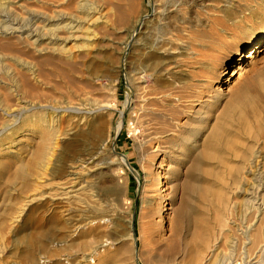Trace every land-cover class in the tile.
Masks as SVG:
<instances>
[{
  "label": "bare ground",
  "instance_id": "bare-ground-1",
  "mask_svg": "<svg viewBox=\"0 0 264 264\" xmlns=\"http://www.w3.org/2000/svg\"><path fill=\"white\" fill-rule=\"evenodd\" d=\"M51 1L56 3L58 10L52 9L50 13L37 14H18L13 0H3L0 4V38L8 40H0V137L12 127L25 134H40V145L30 159L20 165L16 178L29 180L30 188H36L40 170L46 166L43 160H49L56 142L64 135L66 142L62 144L61 150L67 154L72 146L75 150L72 151L70 159L66 157L64 171L61 172L57 184L46 194L51 204V212L56 209L74 212L73 205L80 209L77 208L75 212L76 223L72 228L65 227L62 237L64 244L74 241V237H80V242L77 243L80 244L78 264H175L179 255H173L178 253L179 248L174 240L188 223L184 216L187 213L183 200L179 198L180 201L176 205L173 199L179 190L185 192L193 188L190 177L198 159L197 155H193V150L199 135L198 129L193 128L194 112L198 110L194 109L192 101L197 100L199 94H193L186 86L181 79L178 69L180 66L176 59L168 56L169 49L166 47L170 40L156 38L149 43L148 35L152 34L151 31L142 33L147 37L141 38V49L148 53L155 72L147 74L148 64L144 63L139 64L138 71H130L132 83L128 82L125 111L122 112L115 130V135H118L126 112L128 130L137 143L136 149L143 172L144 196L141 200L137 229L134 218L130 215V208L123 210L118 205L113 214L104 216L105 208L102 210V204L98 201L115 202L116 198H125L129 184L125 168H132L127 156L116 154L114 146L107 151L108 160L101 157L102 147L111 137L110 132L106 133L107 126L103 115L110 110V106L94 96V92L101 89L100 84L97 85V77L83 80L78 60L85 54L76 56L73 50L87 49L90 45L88 42L94 39L78 36L84 31V25L92 27L90 15H98L94 25H99L104 31L108 25L125 26L130 23V28H133L147 12V8L138 9L136 0H93L85 1L78 9L79 14H66L60 7L69 0ZM157 1L153 0L154 3ZM257 6L259 14L264 15V0L257 3ZM105 9L107 11L103 13ZM159 9L155 12L159 15V20L163 21L160 25H167L165 16L169 12L168 7L161 6ZM248 10L256 17L255 8L248 7ZM224 16L226 19L232 18L228 10ZM260 40L262 41L261 38ZM260 40L253 46L249 55L240 54V59L253 55L261 43ZM70 43L72 46H68ZM157 53L159 57L156 56ZM26 55L29 56V62L22 60ZM226 75L230 73L225 70L223 76ZM56 79H59V82ZM153 81L156 84L154 87ZM232 94L235 95V92ZM216 95L220 97L221 93L217 92ZM218 97L215 98L216 101ZM234 110L243 113L242 107ZM205 115V112H200L197 115L198 120H203ZM15 116L18 117L16 121L12 120L9 124L7 119ZM109 116L111 117L107 123H111L112 115ZM24 118L28 121L25 122ZM218 130L219 126L212 129L213 139L220 137ZM209 154L218 156L216 150L210 151ZM259 157L260 155L248 160L246 164L252 184L242 191L248 196L243 202L246 210L244 216L236 223H229L228 220L226 222L221 215L216 216L218 225L225 228V241L231 239L221 252L220 264H264V202L260 197L264 180L259 170H252L256 164H260ZM95 160L98 161L95 166H100L95 169L98 171L89 179L80 181L82 173L94 169L89 166ZM43 163L44 165L40 166ZM182 169L185 170L182 181L166 189L169 180L167 178L174 179ZM161 172L162 177L159 176ZM167 190L169 192L161 196V193ZM205 196L202 201L205 199L208 207V203H211L208 202L209 191ZM160 210L166 214L163 218L166 221H161L163 229L169 231L166 244L165 238L158 241L153 239V219ZM104 222H110L111 229L100 237L99 242L95 241L94 234L101 231L100 225ZM119 223H123L125 227L124 235H119L122 230ZM6 228L5 221L0 220V232L4 233ZM203 238L202 234V243L198 246H182L181 252L187 253L189 259L178 264L205 263L203 255L209 246ZM30 243L35 246L39 240L32 239ZM90 245L92 247L88 249ZM116 245H121L126 250L109 252V247ZM89 256L91 260L88 262ZM63 261L69 264V259Z\"/></svg>",
  "mask_w": 264,
  "mask_h": 264
},
{
  "label": "rangeland",
  "instance_id": "rangeland-1",
  "mask_svg": "<svg viewBox=\"0 0 264 264\" xmlns=\"http://www.w3.org/2000/svg\"><path fill=\"white\" fill-rule=\"evenodd\" d=\"M2 1L0 0V4ZM13 1L16 3L15 11L18 14L50 13L52 9H59L51 0ZM85 1L93 0H69L60 8L66 14H79L78 9ZM261 1L158 0L154 3L153 0H136L138 9L146 7L147 12L133 28H130V23L125 26L108 25L104 31L99 25H94L98 15L93 14L90 15L92 27L86 24L81 35L77 34L79 38H94L88 42L90 45L87 49L80 51L74 49L73 53L76 56L85 54L78 60L83 80L97 77L99 79L97 85L100 84L101 89L94 92V96L110 106V110L103 115L106 120V133L110 132L111 137L102 147L101 157L107 159L109 156L107 151L114 146L116 154L127 156L133 170L125 168L129 177L125 198L122 200L116 198L115 202L98 201L102 204L101 209L105 208L104 216L113 214L118 205L123 210L130 208V215L134 218L137 229L141 200L144 196L143 172L136 149L137 143L128 130L126 112L118 135H115V130L122 112L125 111L128 82L132 83L130 71H138L139 64L144 63L148 64L147 74L155 72L148 53L141 49V38L147 37L142 33L151 31L152 34L148 35L149 43L156 38L170 40L166 47L169 49L168 56L176 59L180 66L178 69L181 79L186 86L193 94H199L198 99L192 101L194 109L198 110L194 112L193 128L198 129L199 135L193 150V155L198 156L190 177L193 188L185 192L179 190L173 199L176 205L183 200L187 213L184 216L188 223L174 240L179 248L178 253L173 255V257L179 255L175 264L189 259L187 253L181 252L182 246H198L202 243L200 239L202 234L204 242L206 241L209 246L203 255L204 264H220L221 252L231 239L225 241V228L218 225L216 216L221 215L226 222L228 220L229 223H236L246 213L243 202L248 196L242 191L247 190L252 184L247 174L248 160L260 155V164H256L252 170H259L264 180V15L259 14L257 6ZM247 5L257 10L256 17L254 13L250 14ZM161 6H167L169 10L165 16L167 25L163 26L160 25L163 21L159 20V15L155 12L160 10ZM226 10L232 15L231 19L225 18ZM105 11L107 10L105 9L103 13ZM0 40L8 41L5 38ZM259 40L261 43L253 55L240 59L239 55H249ZM16 43L14 38V44ZM70 45L72 46V43L68 44ZM156 56L160 55L157 53ZM22 60L30 61L28 55L23 56ZM225 70L230 75L223 76ZM56 81L59 82V79ZM155 85L153 81L152 86ZM217 92L221 93L220 97L216 95ZM237 107H242L243 113L235 112L234 109ZM200 112L206 113L203 120H198L197 115ZM109 115H112L111 123L110 121L107 123L111 117ZM17 118V116L8 118L7 121L11 124V121H16ZM23 120L28 121L26 118ZM216 126L220 127L217 133L220 137L213 139L211 131ZM39 136L37 132L25 134L12 127L0 137V220H4L7 227L4 233L0 232V264H65L63 259L66 258L69 259V264H78L80 244L77 243L80 242V237H74L71 243H62L65 227L72 228L76 223L75 212L78 207L73 205L74 212H62V209L51 212L49 209L51 204L46 194L57 184L61 172L64 171L66 157L70 159L72 151L75 150L74 146L68 154L61 150L66 139L64 135L60 136L52 156L49 160H43L46 166L40 170L36 188H30L29 180L16 178L20 165L28 161L40 145ZM213 150L217 151L218 156L209 154ZM96 164L98 161H93L89 168L94 169L82 173L80 181L89 179L98 171L95 169L100 166H95ZM183 171L185 170L182 169L179 176L174 179L167 178L169 180L165 188L182 181L185 174ZM162 175L163 172L159 174L161 177ZM27 176L29 178V171ZM208 191V202L211 203L206 207L205 199L203 202L202 198ZM167 192L169 191L161 193V196ZM260 197L264 202V185ZM165 215V212L160 210L153 219L155 232L153 239L158 241L165 238L164 244L169 238V231L163 229L164 225L161 222ZM119 224L122 228L119 235H124L125 227L123 223ZM100 226L101 231L93 237L98 242L100 237L111 229L110 222H104ZM32 239H38L39 243L32 246L30 243ZM91 247L92 245L88 249ZM109 249L111 253L119 249H123L119 252L126 250L121 245ZM212 254L214 255L211 256ZM90 257L87 258L88 262L91 260Z\"/></svg>",
  "mask_w": 264,
  "mask_h": 264
}]
</instances>
